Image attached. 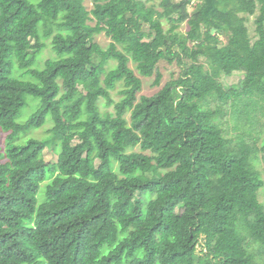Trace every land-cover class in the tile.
Returning a JSON list of instances; mask_svg holds the SVG:
<instances>
[{"label": "trees", "instance_id": "trees-1", "mask_svg": "<svg viewBox=\"0 0 264 264\" xmlns=\"http://www.w3.org/2000/svg\"><path fill=\"white\" fill-rule=\"evenodd\" d=\"M263 188L264 0H0V264H264Z\"/></svg>", "mask_w": 264, "mask_h": 264}, {"label": "rangeland", "instance_id": "rangeland-1", "mask_svg": "<svg viewBox=\"0 0 264 264\" xmlns=\"http://www.w3.org/2000/svg\"><path fill=\"white\" fill-rule=\"evenodd\" d=\"M85 2V5L87 7V9H91L93 7V0H84ZM190 10L192 11L193 8H190ZM253 23V22H252ZM188 29L187 25H182L180 27V30L186 32ZM206 40H209L211 39V37L209 36H206L205 37ZM96 40L103 46V47H107L110 43V39L109 37H107L105 34H101L99 36L96 37ZM54 55V51L50 45V42H48V46L47 48L45 49L42 57H41V62H43L46 58L48 57H53ZM132 67L134 69H136L134 63L132 64ZM160 69L162 71V73L164 74V79L162 80V83L161 85H154V77H150V78H146L144 77L143 78V90L140 94H145V95H153L155 94L161 87L164 86V84L166 83L167 80H169L171 78V73L172 71L174 72L175 75H177L180 71L179 67L177 64H170L168 63L166 60H163L161 61L160 63ZM136 72L138 73V71L136 70ZM211 82H214V79H211ZM104 109V107H103ZM47 128H43L42 132H38V136L40 137H43L44 136V133L43 132H46ZM55 156V158H53ZM44 157L45 159L49 162L53 159H56V154L54 153L53 150L51 149H46L45 150V154H44ZM260 199L264 202V188L262 189L261 191V196H260ZM201 249V248H200Z\"/></svg>", "mask_w": 264, "mask_h": 264}]
</instances>
